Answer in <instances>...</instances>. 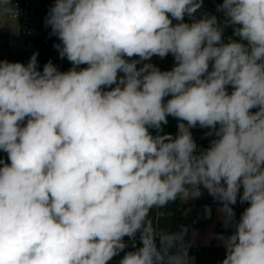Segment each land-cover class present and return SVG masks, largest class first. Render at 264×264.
I'll list each match as a JSON object with an SVG mask.
<instances>
[{
    "label": "clouds",
    "instance_id": "obj_1",
    "mask_svg": "<svg viewBox=\"0 0 264 264\" xmlns=\"http://www.w3.org/2000/svg\"><path fill=\"white\" fill-rule=\"evenodd\" d=\"M202 5L55 0L45 23L73 67L0 60V264H191L186 229L149 217L202 188L234 228L222 264H264V0H222L223 25ZM169 54L171 70L145 62Z\"/></svg>",
    "mask_w": 264,
    "mask_h": 264
},
{
    "label": "trees",
    "instance_id": "obj_2",
    "mask_svg": "<svg viewBox=\"0 0 264 264\" xmlns=\"http://www.w3.org/2000/svg\"><path fill=\"white\" fill-rule=\"evenodd\" d=\"M55 0H42V6L37 11L36 18V26L40 32L39 37L35 39L34 47L29 49L26 52V64L29 62V59L33 55V53L38 52L37 61L38 68L40 71L43 70L44 65L51 61L59 71L66 72L70 70L73 65L70 61L67 60L66 57L61 58L59 55V51L54 45L61 44V41L55 36L51 34V27L45 23L46 17L49 13L50 8L53 6ZM84 65L78 66L79 68H83ZM170 97H166L165 100ZM255 111V109H253ZM168 123L166 125H162L164 133H170L175 137L177 134L178 128V120L172 116H168ZM26 123V121H25ZM186 123V122H185ZM153 135L157 134L155 129H150ZM193 139L196 141L199 149H204L209 147L210 136L206 135L209 131L207 128H201L199 125L190 129ZM0 160H3L6 163H10L8 161L7 153L0 150ZM159 224L157 226L156 232H176L180 230V226L183 224L190 225L191 216L186 214L184 210L180 207L179 197L174 201L167 204L165 207H162L159 210L158 214ZM192 229L189 230V233ZM126 242L129 247L126 251L132 250L131 244L132 242L125 237ZM137 246H139V239L137 234ZM123 256L121 253L119 256L114 257V261H119V259Z\"/></svg>",
    "mask_w": 264,
    "mask_h": 264
},
{
    "label": "built area",
    "instance_id": "obj_3",
    "mask_svg": "<svg viewBox=\"0 0 264 264\" xmlns=\"http://www.w3.org/2000/svg\"><path fill=\"white\" fill-rule=\"evenodd\" d=\"M222 3V0L220 1ZM13 7V11L11 16L18 19L21 23V35L24 37L25 42V49L24 52L26 53L29 49L34 47L35 39L39 37L40 32L36 26V18H37V11L42 6V0H9V3ZM205 15H216L218 20L220 21L221 25H223L224 16L223 13L217 11V6H203L195 13V19H199ZM185 22L191 23L192 19L185 16ZM173 23L175 24L176 21L174 20ZM233 29L232 27H226L224 30V40L227 42L229 38L232 39H239L238 37H234L232 35ZM17 40L10 41V44L16 43ZM135 58V57H134ZM146 63H152L156 65L161 71H168L171 70L174 65L175 61L171 54L167 55L165 58H159V60L153 56L150 61H145ZM142 65H138L140 67ZM87 67L84 65L83 68ZM118 75H123V73H119ZM112 87H115L113 85ZM107 90V89H106ZM231 91V88H229ZM210 139H213V136H210ZM206 219L204 213H198L195 217L191 219L190 225L183 224L181 225L184 229H186L185 234V241L188 240L189 230L193 229L200 225V221ZM180 226V228H181ZM202 251L201 246H197L195 252L193 253V257H196L198 253Z\"/></svg>",
    "mask_w": 264,
    "mask_h": 264
},
{
    "label": "rangeland",
    "instance_id": "obj_4",
    "mask_svg": "<svg viewBox=\"0 0 264 264\" xmlns=\"http://www.w3.org/2000/svg\"><path fill=\"white\" fill-rule=\"evenodd\" d=\"M221 0H203V6H217ZM7 9V10H6ZM13 7L10 4H0V60H7L10 62H20L26 65V53L24 37L21 35V23L18 19L11 16ZM17 40L16 43L10 44V41ZM159 60V56H155ZM211 141V139H210ZM210 145V142H209ZM202 193L207 195L206 189L202 188ZM195 200V199H194ZM192 198H181V203H191ZM161 208H153L150 212V219L153 223L155 230L159 224L158 214ZM200 227L193 229V235L199 230ZM192 238V237H191ZM186 242V241H185ZM192 248L189 257L191 258V264H222L225 258V248H217L204 246L203 252L198 254L196 258H193L195 252Z\"/></svg>",
    "mask_w": 264,
    "mask_h": 264
},
{
    "label": "crops",
    "instance_id": "obj_5",
    "mask_svg": "<svg viewBox=\"0 0 264 264\" xmlns=\"http://www.w3.org/2000/svg\"><path fill=\"white\" fill-rule=\"evenodd\" d=\"M214 138V137H213ZM212 140V139H211ZM242 191V189H241ZM202 192V189H201ZM181 198L179 197V201ZM206 206L210 207L211 216L209 218L206 217L205 208ZM180 207L184 210L186 214H189L191 218L195 217L198 213H204L206 219L200 221L199 230L193 235V228L190 233L188 234V253H191L192 248L195 251L197 246L202 247H213L214 250L217 248H224L223 242L217 238V234L223 233L225 236L230 235L234 228L232 227H225L223 223V213L220 211V203L217 200L207 194L202 195L198 198L192 199L191 203H181ZM235 212V219L239 220L241 213L244 211L246 207H248V203L244 202L241 203L239 198L237 203L232 206ZM192 237V238H191ZM198 253V254H200ZM197 254V256H198ZM196 256V257H197ZM193 257V258H196ZM109 264H118V261H110Z\"/></svg>",
    "mask_w": 264,
    "mask_h": 264
},
{
    "label": "water",
    "instance_id": "obj_6",
    "mask_svg": "<svg viewBox=\"0 0 264 264\" xmlns=\"http://www.w3.org/2000/svg\"><path fill=\"white\" fill-rule=\"evenodd\" d=\"M206 217L209 218L211 216V210L209 206H206L205 208Z\"/></svg>",
    "mask_w": 264,
    "mask_h": 264
}]
</instances>
